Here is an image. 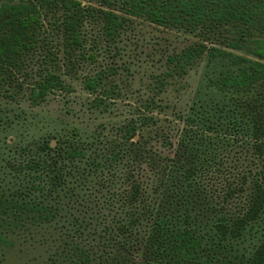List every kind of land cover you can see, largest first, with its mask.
Instances as JSON below:
<instances>
[{"label": "trees", "instance_id": "1", "mask_svg": "<svg viewBox=\"0 0 264 264\" xmlns=\"http://www.w3.org/2000/svg\"><path fill=\"white\" fill-rule=\"evenodd\" d=\"M83 1L20 0L1 6L0 87L24 90L19 74L42 43L51 13L58 17L72 68L81 62L87 16L103 19L105 37L114 39L125 20L115 11L119 3L128 4L134 15L200 36L169 56L167 70L157 78L159 93L216 49L209 43L239 49L249 45L253 34L264 36V0H99L101 6ZM253 53L256 59L236 55L238 70H223L211 80L214 112L227 105L234 109L221 125L242 136L231 144L236 147L230 159L240 177L225 189L219 203L223 215L214 224L220 241L239 239L248 224L264 219V38L256 41ZM115 74L116 68L100 69L87 78L85 88L96 95V106L114 95ZM63 88V78L52 70L31 86L30 96L39 101ZM224 93L230 98L219 97ZM207 104L198 98L190 109L207 115L205 110L215 109ZM152 123L153 116L145 115L140 124L128 125L129 134L121 136L110 160L90 159L88 149L70 137L52 135L27 144L22 153L32 154L8 162L15 185L0 190V223L11 219L53 227L64 237L50 258L58 264H264V236L252 256L236 262L205 253L196 231L180 228L178 218L184 213L188 220L198 200L189 185L204 153L197 142L182 140V133L174 140L175 128L160 123L154 128Z\"/></svg>", "mask_w": 264, "mask_h": 264}, {"label": "rangeland", "instance_id": "2", "mask_svg": "<svg viewBox=\"0 0 264 264\" xmlns=\"http://www.w3.org/2000/svg\"><path fill=\"white\" fill-rule=\"evenodd\" d=\"M10 1L20 0H0V8ZM83 4L101 6L99 0H84ZM115 8L125 20L114 39L105 37L103 19L98 15L87 16L83 27L84 55H80L81 62L77 61L75 68L70 66L65 53L58 17L51 13L45 20L42 43L30 56L25 73L19 74L24 90L17 92L8 84L0 87V190H10L15 185V174L8 162L27 158L25 153L32 154L28 150L22 153L27 144L52 135L70 137L88 149L90 159L110 160L112 150L122 142L121 136L125 132L129 134L127 126L140 124L145 115L153 116L156 123L152 127L160 123L166 129L175 128L174 140L178 142L182 133V140L197 142L204 153L201 167L189 185L195 190L197 203L190 210L188 220L184 213L178 218L181 226L178 227L195 230L203 241L205 253L210 252L215 258H232L236 262L248 259L263 239V218L248 224L244 235L232 241H220L214 227L223 215L219 203L225 189L229 182L240 177L239 169L232 166L230 159L236 147L231 144L238 143L242 136L221 125L230 120L234 109L227 105L214 112L216 106L211 100L216 90L211 80L223 70H238L239 65L234 62L236 55L256 59L253 48L264 36L253 34L249 45L239 49L209 43L216 49L195 61L184 77L170 79L159 93L157 78L167 70L169 56L200 36L180 26L155 23L145 14L134 15L125 3ZM113 68L117 72L112 87L114 95L104 105L96 106V95L85 88V82L98 70ZM52 70L61 75L65 88L52 90L45 99L34 101L30 96L31 86ZM230 95L224 93L219 97L229 99ZM198 98L215 109L205 110L207 115L191 110ZM138 137L136 134L135 139ZM63 240L48 225L7 220L0 223V264H58L50 258Z\"/></svg>", "mask_w": 264, "mask_h": 264}]
</instances>
